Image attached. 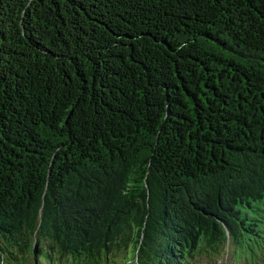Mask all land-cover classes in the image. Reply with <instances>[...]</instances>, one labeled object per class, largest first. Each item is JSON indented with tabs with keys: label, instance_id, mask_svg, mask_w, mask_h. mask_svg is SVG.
<instances>
[{
	"label": "trees",
	"instance_id": "1",
	"mask_svg": "<svg viewBox=\"0 0 264 264\" xmlns=\"http://www.w3.org/2000/svg\"><path fill=\"white\" fill-rule=\"evenodd\" d=\"M258 203L264 0H0V261L189 264Z\"/></svg>",
	"mask_w": 264,
	"mask_h": 264
},
{
	"label": "rangeland",
	"instance_id": "2",
	"mask_svg": "<svg viewBox=\"0 0 264 264\" xmlns=\"http://www.w3.org/2000/svg\"><path fill=\"white\" fill-rule=\"evenodd\" d=\"M244 158L245 161L250 165L254 166V169H259L262 166L263 158L261 155L252 154L248 149L245 155H237L238 158ZM251 170V169H250ZM247 171V176L253 175L251 172ZM125 171L122 169V172ZM127 173V171L125 172ZM226 172L220 173V175H225ZM259 208H253V218L255 219L253 223L257 226L254 228L259 230L262 235H264V203H258ZM259 253V256L263 255L261 260H264V237H258L252 235L248 240L244 239L239 243L234 241L223 243L216 251L204 252L202 256H195L191 259L189 264H248L247 259H254L255 254ZM101 264H131L126 259H116L108 258L106 261H101ZM264 261H262L263 263ZM0 264H72L69 260L65 258L50 257L46 253L41 255H18L16 258H10L7 253L3 254L2 261ZM81 264V262H80ZM259 264V263H258Z\"/></svg>",
	"mask_w": 264,
	"mask_h": 264
}]
</instances>
